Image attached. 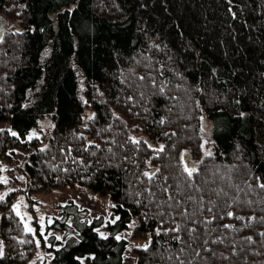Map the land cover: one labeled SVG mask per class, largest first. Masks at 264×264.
Listing matches in <instances>:
<instances>
[{"label":"trees","instance_id":"trees-1","mask_svg":"<svg viewBox=\"0 0 264 264\" xmlns=\"http://www.w3.org/2000/svg\"><path fill=\"white\" fill-rule=\"evenodd\" d=\"M0 10L11 18L0 121L15 130L0 128V155L27 152L29 192L79 183L114 203L105 235L102 216L62 207L56 264H122L119 233L134 217L132 235L149 238L136 264H264V0H0ZM48 114L42 146L27 135ZM0 234V264L34 252L11 208Z\"/></svg>","mask_w":264,"mask_h":264},{"label":"rangeland","instance_id":"rangeland-1","mask_svg":"<svg viewBox=\"0 0 264 264\" xmlns=\"http://www.w3.org/2000/svg\"><path fill=\"white\" fill-rule=\"evenodd\" d=\"M3 15L6 16L10 25L11 18L9 19V15L0 10V16L4 17ZM53 124L51 115H45L38 121L36 126L31 128L27 137H38L41 145L45 146L47 135L51 134ZM201 127L203 130V150L206 153H210L213 148L211 139L213 123L205 113L201 115ZM0 128H8L15 132L7 121H0ZM26 154L25 150L16 147L11 154L9 153L7 156L0 155V196H3V199H0V214L4 209L8 210L11 208L15 213L18 210L19 214L17 215L23 222L24 230L32 229L31 232L36 240V246L32 255L22 264H56L53 261V254L50 250L49 237L55 235L60 242L65 240L64 230L51 226L56 218L62 216V207L74 201L81 209H86L89 221L102 216L103 223L97 230L100 234L105 235L108 233V223L115 218L114 203L109 194H102L87 185L79 183L55 187L49 190L36 189L29 192L27 177L21 168ZM14 206H17V208H14ZM136 222L137 219L134 217L128 227L119 233V236L128 239L122 264H136L137 252L135 247L148 245L149 243V238L132 235ZM41 236L44 239L43 243L40 239ZM0 249L4 253L5 241L1 234Z\"/></svg>","mask_w":264,"mask_h":264},{"label":"water","instance_id":"water-1","mask_svg":"<svg viewBox=\"0 0 264 264\" xmlns=\"http://www.w3.org/2000/svg\"><path fill=\"white\" fill-rule=\"evenodd\" d=\"M7 26H8L7 19L5 17L0 16V39L2 38ZM183 159H184L187 167H194L195 166V161L189 152H185L183 154Z\"/></svg>","mask_w":264,"mask_h":264},{"label":"snow or ice","instance_id":"snow-or-ice-1","mask_svg":"<svg viewBox=\"0 0 264 264\" xmlns=\"http://www.w3.org/2000/svg\"><path fill=\"white\" fill-rule=\"evenodd\" d=\"M12 134H13V135H16V133H12ZM134 142H135V143H139V141H137V140H134ZM161 150H162V149H161ZM194 170H195V169H188L187 167L185 168V171L188 172L189 176L192 175V172H193ZM145 175H148V173H145ZM149 178L151 179V176H150ZM260 187L264 188V184H261ZM0 199H3V196H0ZM14 208H17V206H14ZM17 214H19L18 210H17ZM228 215H229V216H232L233 214H232V213H228ZM26 227H27V226H26ZM224 227H226V228H230V227H232V226H231V225H225ZM27 230H28V231H32L31 228H28ZM262 235H264V233H262ZM249 239H250V238H249ZM145 247H147V246H145ZM2 254H3L2 249H0V255H2Z\"/></svg>","mask_w":264,"mask_h":264}]
</instances>
